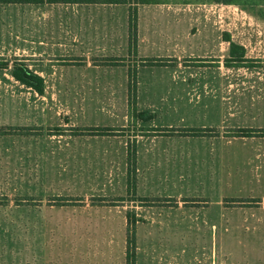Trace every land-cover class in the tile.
Here are the masks:
<instances>
[{
  "label": "rangeland",
  "instance_id": "rangeland-1",
  "mask_svg": "<svg viewBox=\"0 0 264 264\" xmlns=\"http://www.w3.org/2000/svg\"><path fill=\"white\" fill-rule=\"evenodd\" d=\"M129 1L134 51L128 3L0 4V47L25 44L0 63L44 80L39 92L10 73L0 92L1 119L34 127L0 142V264H128L134 227L136 264H264V136L230 132L264 129V0ZM112 56L125 60L103 63ZM154 57L168 62L140 66ZM129 70L151 120L129 109ZM86 126L118 131L78 134ZM137 139L133 194L127 145ZM158 196L179 205L139 198Z\"/></svg>",
  "mask_w": 264,
  "mask_h": 264
},
{
  "label": "trees",
  "instance_id": "trees-1",
  "mask_svg": "<svg viewBox=\"0 0 264 264\" xmlns=\"http://www.w3.org/2000/svg\"><path fill=\"white\" fill-rule=\"evenodd\" d=\"M231 2V1H227ZM42 3H70V4H97V3H109V4H129V31L130 39L129 46L134 51L137 48L136 38H137V20L138 13L136 5H132L129 0H0V4H42ZM143 3L149 4L151 0H140L135 4ZM264 16V13H263ZM103 63L106 65H119L120 62L124 61V57H103L101 58ZM168 59L164 58H145L141 60L140 66L145 65H165L167 64ZM10 66L9 60H5L0 63V68H8ZM13 76L16 80L23 82L24 84L34 87L37 91L43 92V77L36 72H34L28 65L21 63H16L13 66ZM138 71L129 70L128 75V104L131 111H137L140 120L148 121L151 120L154 116L152 112L148 110H138L137 106V86H138ZM34 127L32 126H0V135L1 134H24L27 132L33 131ZM40 130V129H39ZM79 131L80 135H114L118 130L109 126H86L78 127L76 129ZM154 134L163 135V136H179V137H214L219 136L216 128L210 127H155L152 128ZM232 136H264V129L259 128H239L236 130H231ZM144 135V134H143ZM133 143V144H131ZM129 142L127 145V176H128V191H132L133 194H136L137 190V144L134 141ZM124 197L118 196L113 198L115 200H123ZM142 202H145L146 205H166V206H178L180 200L176 197H139ZM98 199V198H97ZM30 201L32 199L30 198ZM184 202L191 201L190 199H184ZM257 201V200H256ZM259 202V201H257ZM243 203H246L243 202ZM132 218V219H131ZM137 222L134 216L129 214V225H133ZM136 253H137V242H136V229L135 227L131 230L128 228L127 232V259L129 260L128 264H136Z\"/></svg>",
  "mask_w": 264,
  "mask_h": 264
},
{
  "label": "crops",
  "instance_id": "crops-1",
  "mask_svg": "<svg viewBox=\"0 0 264 264\" xmlns=\"http://www.w3.org/2000/svg\"><path fill=\"white\" fill-rule=\"evenodd\" d=\"M22 42L18 43L16 46H13L12 50L10 49L9 45H4V46L0 47V56L4 55L6 52H9V51H12L14 54H18L17 56H20V53H24L25 52V44H24V41H22ZM5 50H7V51H5ZM8 70H9V68L8 69H1L0 68V92H2L4 90V88H5L4 86H7V81H9V80L6 79V77H10L11 71L10 70L8 71ZM11 75L13 76V73H11ZM13 78L15 79L14 76H13ZM9 82L16 83L17 80L16 79L15 80L12 79ZM2 106L3 105H2V102H1L0 103V126H18V127L27 126V125H25L24 122H20L19 120H18L17 123H7V121H5L4 119H1L2 118ZM11 136H13V137H24L25 135L24 134H20V132L18 134H1L0 135V142L5 140L6 137H11ZM6 141H8V140H6ZM137 143H138V139L136 141V144ZM261 145L263 146L262 150H261L262 152H258L257 156L264 157V142L261 143ZM137 154H138V147H137ZM257 203H259V202H257ZM263 203H264V200H263ZM262 204H261V206H262ZM262 210H264V205L262 206Z\"/></svg>",
  "mask_w": 264,
  "mask_h": 264
}]
</instances>
